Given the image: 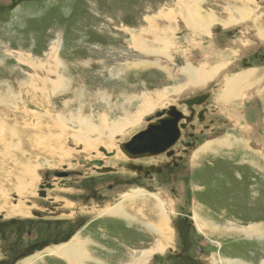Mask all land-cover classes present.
Listing matches in <instances>:
<instances>
[{
	"label": "rangeland",
	"instance_id": "rangeland-1",
	"mask_svg": "<svg viewBox=\"0 0 264 264\" xmlns=\"http://www.w3.org/2000/svg\"><path fill=\"white\" fill-rule=\"evenodd\" d=\"M0 4L9 5L0 10V264H67L47 254L80 233L90 258L82 264H264V0ZM201 64L205 73L224 69L225 80L217 75L175 99L167 94L189 83L186 65ZM43 66L52 72L44 75ZM246 71L248 85L225 105L217 90ZM59 72L68 84L56 82ZM201 93L206 104L193 109L207 117L180 119L170 159L133 162L120 151L169 106L189 117L182 102ZM140 119L112 140L83 131ZM210 119L219 133H196ZM167 161L169 170L150 171L151 179L137 173ZM105 204L115 210L106 214L113 223L102 220ZM253 226L261 230L246 233Z\"/></svg>",
	"mask_w": 264,
	"mask_h": 264
},
{
	"label": "bare ground",
	"instance_id": "bare-ground-1",
	"mask_svg": "<svg viewBox=\"0 0 264 264\" xmlns=\"http://www.w3.org/2000/svg\"><path fill=\"white\" fill-rule=\"evenodd\" d=\"M179 1V0H178ZM196 1V0H195ZM198 1V0H197ZM234 1H236V0H234ZM238 1V0H237ZM197 6H198V4H197ZM193 8V7H192ZM195 8V7H194ZM198 8V7H197ZM196 9V8H195ZM195 9H194V11H195ZM234 10L236 11V16H239L240 18H241V20H243V21H246L249 17H248V14H246V11H242V10H240L239 8L238 9H235L234 8ZM193 11L191 10V12L189 13V17H190V19H191V13H192ZM213 14V13H212ZM194 15L197 17V19L199 18V20L200 19H204V17H202L199 13H198V11L196 12V13H194ZM194 16V17H195ZM259 16V15H258ZM248 17V18H247ZM173 19V18H172ZM193 20H194V18H192ZM181 20V19H180ZM188 20V19H187ZM212 20L213 19H211V21H208V22H212ZM196 21V20H195ZM248 22V21H247ZM193 23H194V21H193ZM206 23V22H205ZM244 23V22H243ZM191 24V23H190ZM245 24V23H244ZM254 24V23H253ZM185 25V24H184ZM193 26H195L194 28L195 29H198V30H202V31H206V29L204 28V25L202 24V25H198V24H194ZM254 26V25H253ZM209 28H207V30H208ZM258 38H259V40H261L262 42H264V36H262V35H260V36H258ZM142 49H146V47H144V48H142ZM155 50V49H154ZM15 52H18L19 53V55L20 56H22L23 54L20 52V51H15ZM24 53V52H23ZM25 56V55H24ZM23 57V56H22ZM28 58H29V56H28ZM205 60V57L204 58H202V61H204ZM33 61L35 62V63H37L38 65H40L39 64V61H35L34 59H33ZM223 62V61H222ZM190 63V62H189ZM192 64V63H191ZM204 65H207V63L205 64V62H204ZM204 65H202L201 64V66L198 68V69H193L192 68V66L190 67V66H188V65H186L185 66V68H184V70H185V76H186V78H187V80H188V82L187 81H185V82H187L188 84H187V86H184V87H179L177 90H175V89H173V90H175L174 92H172L173 90H168L169 92L167 93V94H170V95H172V97L175 99V97L176 96H179L180 95V93H182L183 94V92H186L187 90H190V89H194L195 90V88H198L199 86H204V85H206V83L208 82V81H210V79H212V77L214 78V77H216L217 75V77L216 78H214L215 80L216 79H219V78H222V80L224 79L223 77L224 76H222V75H225L224 73H225V70L224 69H222V68H219V69H213V70H211V71H207V73H205V71H204V69H202L203 68V66ZM225 65H226V63H225ZM227 66V65H226ZM52 68L54 69V67L52 66ZM226 68V67H225ZM38 69H41V73L42 72H44L45 71V73H44V75H46L47 73L48 74H50V72H52V70L50 69V68H46L45 66H43V67H40V68H38ZM220 70V71H219ZM220 72V73H219ZM224 72V73H223ZM251 71H246L245 73L244 72H242V73H236L235 75H234V78L232 77V79H227V80H229V81H227V83H226V86H225V89H226V92H222L221 90H217V92L219 93V95H220V97L222 96V98L221 99H219L220 101H222V102H224L225 103V105L229 102V101H231V99L230 98H232V97H235V98H237L239 95H241V92H242V90L245 88V87H243L242 89H240L239 90V88H240V85H248V83H249V78H248V76H249V73H250ZM65 73V72H64ZM227 73V72H226ZM63 74V72H59V73H57V77H56V82L57 81H60V84L62 85V84H64V83H66L67 82V84H68V82L69 81H64V79H68V76H63L62 75ZM228 76H230V75H228ZM179 77V76H178ZM179 78H181V76L179 77ZM226 78V77H225ZM72 80L73 79H71V81L70 82H72ZM221 79H220V82L222 81ZM225 80V79H224ZM246 81V84H244V82ZM45 82V81H44ZM219 82V83H220ZM252 82V81H251ZM218 83V84H219ZM224 83V82H223ZM71 84V83H70ZM223 85V84H222ZM219 86H221L220 84H219ZM222 87V86H221ZM80 88V87H79ZM83 88V87H82ZM202 88V87H201ZM77 89V88H76ZM59 90V89H58ZM58 90L55 92V96L57 95V92H58ZM211 92V91H210ZM77 94V93H76ZM188 94V93H187ZM159 95V97L160 96H167L166 94H158ZM183 95H185V94H183ZM182 95V96H183ZM190 95V94H189ZM150 96V95H149ZM212 99V98H211ZM153 104V102L151 103V101L148 99V98H146V99H144V102H143V104H142V106L143 107H145V109L148 111V110H151L152 109V105ZM170 107V106H169ZM155 114H153V115H151V116H154ZM150 116V117H151ZM151 118H153V117H151ZM149 119V118H148ZM145 119H140V120H138V121H135L133 124H129V122H127V124L125 125V126H122V127H118V126H116L115 124L114 125H112V126H107V125H103L104 126V128H107V130H105V132H104V130H102V127H99V129H97V128H94V127H91V125H87V126H85L84 128H83V131H84V135L87 137L88 135L89 136H92V135H94V134H96V138L97 139H100V138H102V139H107V140H112V139H115V138H117L119 135H123L124 133L126 134L129 130H131V129H133V128H135L138 124H140L141 123V121H144ZM121 125H123V123H120ZM95 138V139H96ZM92 139V138H91ZM97 139H96V141H97ZM98 142V141H97ZM105 145V147H107V148H109V150H114V148L116 147V146H113L112 147V144L113 143H104ZM120 146V145H119ZM106 148V149H107ZM204 148H205V146L203 145L202 147H200L199 149L200 150H204ZM119 149V148H118ZM116 151V150H115ZM119 151V150H118ZM71 152V151H70ZM200 152V151H199ZM110 155V154H109ZM122 155V154H121ZM195 156V155H194ZM195 158V157H194ZM124 159V158H123ZM119 160V159H118ZM160 161V160H159ZM87 163H89V162H87ZM91 164V163H90ZM134 166V165H133ZM134 168H136V169H138L139 167H134ZM137 191V190H136ZM135 193V192H134ZM138 193V192H137ZM139 193H141V192H139ZM133 196V195H132ZM129 197V196H128ZM131 197V196H130ZM128 199V198H127ZM147 200V199H146ZM173 202H177V201H173ZM90 204H93V203H91V202H89V205ZM31 205V204H30ZM174 205H176L175 203H174ZM123 206V205H122ZM122 208V207H121ZM109 209V205H107V204H105L104 205V208H103V210L102 211H100V213L101 212H103V215H106V214H110V212H115V210H112V211H107ZM113 209H114V207H113ZM117 210V209H116ZM28 211V210H27ZM99 213V214H100ZM191 213V212H190ZM102 215V216H103ZM165 215H166V213H165ZM92 217V216H91ZM199 221H201V220H199ZM197 224H198V222H196ZM198 227V229L200 230V226L199 225H197ZM261 229H260V226H253V227H250L249 228V231L248 232H246V233H253V232H257V231H260ZM155 231V230H154ZM250 231H252V232H250ZM245 233V234H246ZM256 234V233H255ZM247 235V234H246ZM247 237H249V236H247ZM171 241V240H170ZM159 242V241H158ZM159 244V243H158ZM162 244V243H161ZM157 252L158 253H162L163 252V250L161 249V247H160V244L157 246ZM50 252H51V254H47V256H51V257H55V258H58V259H63V260H65L66 262H67V264L69 263H71V264H82L83 263V260H84V258H83V256L84 257H86L87 258V260H90L89 259V257L86 255V253H85V250H84V243H82V241H81V237L77 240H75L74 242H68L67 244H61V245H59L58 247H56V248H54L53 250H50ZM40 257H36L35 258V260L34 261H36L37 259H39ZM29 260L30 259H28V260H26L23 264H29ZM33 261V260H32ZM96 263H99V262H96ZM131 264H136V263H134V261H131L130 262ZM222 263V262H221ZM263 263V262H262ZM33 264V263H32Z\"/></svg>",
	"mask_w": 264,
	"mask_h": 264
},
{
	"label": "water",
	"instance_id": "water-1",
	"mask_svg": "<svg viewBox=\"0 0 264 264\" xmlns=\"http://www.w3.org/2000/svg\"><path fill=\"white\" fill-rule=\"evenodd\" d=\"M207 98L208 95L205 94L195 98L186 99L182 102V104L187 107L188 111H192L193 106L206 104ZM167 115L171 117L163 119V112L156 113L155 122H151L152 120L150 119L152 118L147 119L148 123L145 129L134 135L128 142L122 144L120 146V151L127 158L134 160L143 157L157 156L171 148L178 139V122L180 119H184L186 123H188L192 120V116L182 117L173 107H171V112L167 113ZM100 151L104 152L103 149H100ZM82 161L83 160H80L81 163ZM92 164L99 167L101 163L93 162ZM131 168L132 166L129 165L127 169L130 170ZM149 170L153 171L152 168H149ZM103 172L109 171L103 170Z\"/></svg>",
	"mask_w": 264,
	"mask_h": 264
},
{
	"label": "flooded vegetation",
	"instance_id": "flooded-vegetation-1",
	"mask_svg": "<svg viewBox=\"0 0 264 264\" xmlns=\"http://www.w3.org/2000/svg\"><path fill=\"white\" fill-rule=\"evenodd\" d=\"M15 2V1H14ZM2 9V7L0 6V10ZM261 49H259V50H257V51H255V53H253V54H255V56L258 54V52L260 51ZM264 50V49H263ZM250 57V56H249ZM259 57H261V59H262V61L264 62V53H261L260 55H259ZM249 58H247V60H248ZM246 60V61H247ZM247 66H249L250 64H246ZM251 66V65H250ZM203 93H201L200 95H202ZM183 106V105H182ZM173 108H175V107H173ZM198 109V108H197ZM188 110V109H187ZM175 111L178 113V114H180L182 117H187V116H185L184 114H182V111H178V110H176V108H175ZM169 112H171V107H169V109L168 110H164V112H163V116H162V118L163 119H166V118H170L171 116H168L167 115V113H169ZM189 113V115L190 116H192V120L194 121V120H197V118H206L207 117V113L206 112H204V110H202V111H196V108L195 109H193V107H192V111H189L188 112ZM205 113V114H204ZM176 115V114H175ZM188 115V116H189ZM205 116V117H204ZM211 120V122L209 121V124L208 125H204V130L205 131H202V130H200L199 132H196V129L194 128H192L196 133H203V132H209V134H211V135H213V134H216V133H219L218 131H215V129H214V124L215 123H213L214 121L212 120V119H210ZM225 123V122H224ZM217 124H220L222 127H224V125L222 124V122H219V123H217ZM180 126H181V124H179L178 125V130H180ZM224 129V128H223ZM196 133H194V134H196ZM217 135V134H216ZM219 135H221V134H219ZM178 137H179V135H178ZM217 137V136H216ZM177 141V140H176ZM175 141V142H176ZM199 141V140H198ZM175 144V143H174ZM174 144L172 145V147L171 148H169L168 150H166V151H164L162 154H159V155H157V156H154L155 158H157V157H161L162 155H164L165 157H167V156H169V159L174 155V152L172 151V148L174 147ZM190 148H188V149H185V150H189ZM140 159H142V158H138V159H134V160H140ZM133 161V160H132ZM173 161V160H172ZM131 162V161H130ZM134 162V161H133ZM173 163H174V165H176V163H175V161H173ZM130 166H133L132 164H129ZM135 166V165H134ZM183 166H184V163H183ZM139 167V166H138ZM170 167V161H167L166 162V165H161V166H159V167H149V168H152L153 169V171H151V172H158V173H161L162 171H165V170H169L168 168ZM125 168H128V166L127 167H125ZM149 168H146L145 170H142L141 169V167H140V169H139V172H137L138 174H141V172H143V176H144V178L146 179V180H148V179H151V177L149 178L148 176H149V174H150V170H149ZM129 170V169H128ZM60 176H62V177H65V175H63V174H61ZM148 177V178H147ZM50 187V186H49ZM34 215H36V214H34ZM37 216H39L38 214H37ZM57 217H55V218H51L52 220H55ZM52 220H49V221H52ZM113 221V220H112ZM77 231V230H76ZM148 232H150L149 230H145L144 231V233H145V235L146 236H148V237H151L152 235H150Z\"/></svg>",
	"mask_w": 264,
	"mask_h": 264
},
{
	"label": "crops",
	"instance_id": "crops-1",
	"mask_svg": "<svg viewBox=\"0 0 264 264\" xmlns=\"http://www.w3.org/2000/svg\"><path fill=\"white\" fill-rule=\"evenodd\" d=\"M102 220L104 221L105 220V222L104 223H113V222H111V220H110V218H108L106 215H103V217H102ZM120 223H121V221H119ZM122 224H124V222H122ZM121 224V225H122ZM109 226V225H108ZM85 226L81 229V231L83 230V232L85 231ZM107 231V230H106ZM83 236V233H80L79 234V237H82ZM107 238V237H106ZM83 258H84V256H83ZM90 259V258H89ZM57 260H59V261H63V262H66L65 260H63V259H57ZM100 260H102V259H100ZM84 261H89V260H87V258H84V260H83V263H84ZM108 261H109V258H108ZM120 262V261H119ZM69 264V263H68Z\"/></svg>",
	"mask_w": 264,
	"mask_h": 264
}]
</instances>
